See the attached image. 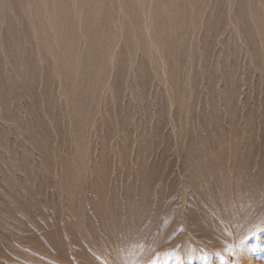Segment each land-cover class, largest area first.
<instances>
[{"label": "rangeland", "instance_id": "1", "mask_svg": "<svg viewBox=\"0 0 264 264\" xmlns=\"http://www.w3.org/2000/svg\"><path fill=\"white\" fill-rule=\"evenodd\" d=\"M0 264H264V0H0Z\"/></svg>", "mask_w": 264, "mask_h": 264}]
</instances>
